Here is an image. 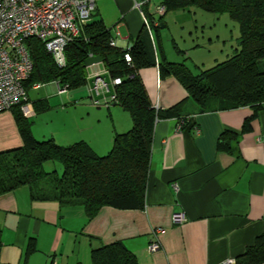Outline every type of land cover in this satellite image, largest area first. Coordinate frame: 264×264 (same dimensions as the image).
Returning a JSON list of instances; mask_svg holds the SVG:
<instances>
[{"label":"crops","instance_id":"obj_1","mask_svg":"<svg viewBox=\"0 0 264 264\" xmlns=\"http://www.w3.org/2000/svg\"><path fill=\"white\" fill-rule=\"evenodd\" d=\"M160 6L162 0H99L86 24L103 23L111 41L122 50L132 48L146 34L156 52H161L156 53L158 61L164 57L191 70L187 60L193 57L191 63L204 66L203 57L206 52L215 54L217 44L221 53L215 61L221 57L226 61L237 53L240 34L233 45L229 34L222 32L205 41L204 34L198 35L199 27L204 29L215 19L205 23L192 17L200 13L191 10L164 14L160 21ZM154 20L159 29L154 28ZM178 26L188 38L183 46L174 38ZM235 31L233 25V35ZM171 33V41L177 42L174 53L163 43ZM86 69L88 80L106 72L103 63ZM139 76L154 108L166 111L181 105L180 119H162L155 125L144 209L105 207L88 221L83 207L35 201L31 187H20L0 197V264H93L92 250L115 241H122L140 264H222L228 259L237 263L264 233V109L251 121L249 131L231 149L223 150L219 147L222 134L226 130L241 133L245 121L254 115L253 108L202 110L176 78L161 76L158 65L140 69ZM84 87L90 93L88 83ZM77 94L71 95L72 107L59 98V109L53 108L48 96L32 100L29 95L36 110L29 119L32 134L39 141L53 139L61 146L84 141L98 155H107L115 136L132 128V118L111 98L96 106L84 100L82 91ZM183 120L191 125L181 126ZM22 145L14 111L0 113V152ZM52 166L53 170L45 171L63 170ZM176 214H183L186 221L176 223ZM160 228L166 231L159 236L161 250L152 253V232ZM32 240L35 250L28 254Z\"/></svg>","mask_w":264,"mask_h":264},{"label":"trees","instance_id":"obj_2","mask_svg":"<svg viewBox=\"0 0 264 264\" xmlns=\"http://www.w3.org/2000/svg\"><path fill=\"white\" fill-rule=\"evenodd\" d=\"M162 6L166 9L165 15L195 8L210 14H228L239 26L237 53L194 74L185 63H173L164 57L158 61L146 34L130 49L112 47L110 30L103 23L94 22L85 24L80 35L66 47L67 65L59 68L43 42L28 39L26 43L34 61V71L25 82L28 91L35 84L51 82L67 86L68 90L81 88L88 83L85 61L92 55L100 56L110 80L122 81L113 87L112 103L129 113L133 126L128 132L117 134L112 150L100 156L84 141L61 146L53 139L37 140L29 119L19 108L13 109L23 145L0 152V197L29 186L33 200L81 206L88 221L105 207L144 209L155 125L162 119H180L181 105L166 111L154 108L139 76L142 68L158 65L161 76L176 78L202 110L254 109V115L245 121L241 133L226 130L222 134L220 149H231L240 135L249 131L251 121L264 109V0H162ZM163 18L161 15L160 21ZM126 54L131 55L132 63L126 61ZM190 125L187 123L185 127ZM49 162L59 163L62 172H46L44 166ZM35 246L32 240L28 254ZM263 262L264 233L236 264ZM92 263L140 264L122 241L94 248Z\"/></svg>","mask_w":264,"mask_h":264},{"label":"built area","instance_id":"obj_3","mask_svg":"<svg viewBox=\"0 0 264 264\" xmlns=\"http://www.w3.org/2000/svg\"><path fill=\"white\" fill-rule=\"evenodd\" d=\"M99 0H0V113L19 108L23 116L31 119L36 116L25 82L34 71V61L26 41L36 38L45 44L59 68L67 65L66 47L81 33L83 25L91 19ZM157 12L164 15V6ZM159 26V22L154 21ZM116 47L117 43L111 41ZM126 61L132 63L130 54ZM104 74H107L105 72ZM99 76V75H97ZM121 79L111 81L112 86L121 84ZM41 83L33 87L39 89ZM67 86L58 84L59 94H64ZM97 95L106 93L105 80L98 79L94 88H89ZM94 98V97H93ZM114 95L111 101H114ZM94 105L100 106V100L94 98ZM105 106L109 107L110 103ZM186 121H181V126ZM176 223L186 221L183 214L174 215ZM164 229H155L154 241L149 246L152 253L161 250L159 236L165 234ZM222 264H236L235 259H228Z\"/></svg>","mask_w":264,"mask_h":264},{"label":"rangeland","instance_id":"obj_4","mask_svg":"<svg viewBox=\"0 0 264 264\" xmlns=\"http://www.w3.org/2000/svg\"><path fill=\"white\" fill-rule=\"evenodd\" d=\"M195 11L200 13V14H197V15L195 14L192 17L197 18L199 20H204L205 23H207L209 19H215L214 24L209 23L208 25H205L204 29H202L203 27H199L198 35L201 36L202 34H204L205 41L209 40V37H208L209 35H214L216 33L222 32V33L229 34L228 38L230 40V45H233L234 42H236L237 34H239V26H238L237 22L232 20L228 14H224V15L210 14V13H207L203 10L198 9V8H195L194 12ZM227 24H229V25H227ZM233 25L236 26V31H235L234 35L231 32V30H233ZM202 31H203V33H202ZM173 33H174V38H178L177 42H179V44H181L182 46L185 44L184 41L188 40V38L183 37L184 35H182L179 26L174 29ZM173 33L168 34L169 37H167L166 39H163V43L166 47V50L169 53H174V51H175L174 45L177 46V42L173 43L171 41L173 38V36H172ZM231 35L233 37H231ZM186 43H189V42L187 41ZM220 47H221V45L217 44V46H215V48H214L215 54H211V56H209V54H207V52H206V57H203L204 61L206 62V64L204 66L202 65V63H200V65H198V67L195 66L194 63H191L193 57H190V60H187V63L189 64L190 67L192 66V72L194 74H199L202 70L212 68V67L216 66L214 64H219V63L223 62V60H225L224 57H221V59H218L219 61H215V55H220V53H221V52H219L221 50ZM228 47H230V46H228ZM227 49H229V48H227ZM212 50H213V48H212ZM155 52H156V50H155ZM156 53L159 54L161 52L157 51ZM217 62H219V63H217ZM42 87L43 88L41 90H38V91H35L34 89H31L29 91V95L31 96V99L36 100V99H39L41 96H44V95L48 96L53 108H57L56 105L58 104L57 103L58 99L61 97L66 101L65 103L68 104L69 107L74 106L71 104L74 101V98H71V95L73 93H76V95H78L77 93H80V91H82L85 94V96H84L85 101H89L90 103L94 102V98L90 96V93L88 92V90H86V87H84V86L81 88L75 89V90H67V92H66L67 94H64V95L59 94L57 82L42 84ZM101 102H105V100H101ZM57 109H59V108H57ZM52 112L54 113L53 115H58V114H55V111H52ZM57 123L59 125V122H57ZM52 165H55L56 167H58L61 170V165L59 163H56V162H51V163L47 164L45 166V169L47 171L53 170L54 167Z\"/></svg>","mask_w":264,"mask_h":264},{"label":"water","instance_id":"obj_5","mask_svg":"<svg viewBox=\"0 0 264 264\" xmlns=\"http://www.w3.org/2000/svg\"><path fill=\"white\" fill-rule=\"evenodd\" d=\"M162 28H164V26ZM100 63H103L102 58L100 56L92 55L85 61V68H90ZM98 79L105 80V83L107 84V91L106 93L101 94V95H97L96 91H93L92 92L93 97L97 100L111 98L114 95V88L111 84V80L108 74H102V75L90 78L88 80L89 88H94Z\"/></svg>","mask_w":264,"mask_h":264}]
</instances>
